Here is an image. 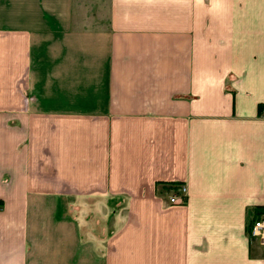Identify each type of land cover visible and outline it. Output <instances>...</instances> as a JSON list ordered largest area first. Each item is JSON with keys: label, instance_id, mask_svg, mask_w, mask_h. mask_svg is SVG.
I'll return each instance as SVG.
<instances>
[{"label": "crops", "instance_id": "1", "mask_svg": "<svg viewBox=\"0 0 264 264\" xmlns=\"http://www.w3.org/2000/svg\"><path fill=\"white\" fill-rule=\"evenodd\" d=\"M261 103L264 0H0V264H264Z\"/></svg>", "mask_w": 264, "mask_h": 264}, {"label": "built area", "instance_id": "2", "mask_svg": "<svg viewBox=\"0 0 264 264\" xmlns=\"http://www.w3.org/2000/svg\"><path fill=\"white\" fill-rule=\"evenodd\" d=\"M186 195V187L181 186V193L173 195L170 200L172 203H183ZM250 235L256 237L260 243L264 244V212L260 215L258 219L252 224Z\"/></svg>", "mask_w": 264, "mask_h": 264}, {"label": "trees", "instance_id": "3", "mask_svg": "<svg viewBox=\"0 0 264 264\" xmlns=\"http://www.w3.org/2000/svg\"><path fill=\"white\" fill-rule=\"evenodd\" d=\"M263 108H264V104L261 103L259 105V111L262 112L263 111ZM3 205V200H0V206ZM264 212V210H261L259 207H256L255 208V217H254V221L256 219H258L260 217V215ZM254 221L252 222V224L254 223ZM252 224L249 226V234H250V230H251V227H252Z\"/></svg>", "mask_w": 264, "mask_h": 264}]
</instances>
